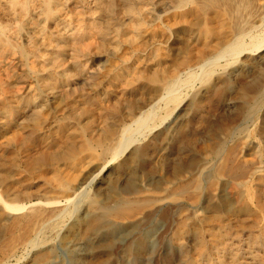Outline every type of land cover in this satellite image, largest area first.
Listing matches in <instances>:
<instances>
[{"label": "rangeland", "instance_id": "1", "mask_svg": "<svg viewBox=\"0 0 264 264\" xmlns=\"http://www.w3.org/2000/svg\"><path fill=\"white\" fill-rule=\"evenodd\" d=\"M62 1L72 35L90 9L87 0ZM176 1H144L139 36L131 25L122 40L112 34V44L97 33L82 41L83 49L72 43L60 50L54 44L46 50L58 58V82L47 79L52 89L41 83L46 73L42 60L29 55L35 47L31 33L40 26L21 20L8 28L14 49L0 61V102L8 99L18 110L4 113L0 107V264H32L43 250L50 254L48 264H137L130 248L137 234L153 247V253L141 251L143 264H154L163 234L174 228L156 213L160 207L182 205L179 218L190 226L182 246L195 250L192 236L204 220L228 211L220 197L239 203L240 190L251 210L248 222L264 227V210L256 197L264 178V0L241 6V18L250 27L239 40L240 52L223 57L214 52L235 40L229 16L211 23L219 9L203 12L196 0L181 6ZM43 3L31 0L28 14L23 12L26 19L43 26L48 19L41 16ZM8 5L0 0L4 10ZM220 7L225 11V5ZM4 24L0 16V33ZM48 26L50 33L37 37V49H43L48 37L55 39L53 25ZM207 26L213 33L200 39ZM186 58L196 59L183 68L179 63ZM34 61L37 69L32 68ZM150 72L160 74L161 85L143 78ZM174 76L176 82L166 84ZM25 97H30V106L23 103ZM241 99L250 104L239 108ZM34 109L37 122L31 116ZM108 129L114 132L108 140L113 151L100 145ZM87 140L93 149L84 147ZM70 143L78 150L76 165L69 160L35 163L48 149L63 151ZM235 147L238 163L230 170L247 171L245 185L237 188L234 170L212 185L215 176L207 174ZM128 158L129 166L120 168ZM198 181L202 187L197 189ZM66 184L77 188L69 196ZM173 193H180L179 198ZM96 195L109 206L119 199L127 203L113 211L129 218L92 210ZM35 214H40L38 230L28 221ZM106 243L110 250L103 253ZM172 249L169 245L164 252L173 254ZM259 255L264 257V248Z\"/></svg>", "mask_w": 264, "mask_h": 264}, {"label": "bare ground", "instance_id": "2", "mask_svg": "<svg viewBox=\"0 0 264 264\" xmlns=\"http://www.w3.org/2000/svg\"><path fill=\"white\" fill-rule=\"evenodd\" d=\"M85 1L86 0H84L83 2H85ZM144 1H146V0H87L85 4H88L89 9H90V10L88 9L89 11L86 12L87 16H88L87 20L84 19L79 24H77L74 31H73V34L69 35L67 32V31H70L69 26L67 24L68 20L65 16V13H64L65 10H63L61 7L62 5L66 4V2H63L62 0H46V2H45V0H44L43 5H46V8H44L41 11V16H44L45 20L47 19L46 17H48V19L46 21L43 20V26H41V21H39V20L35 21L33 18H27L26 19V13L28 14L27 6L31 2V0H19V1L7 0V2L10 4V5H8L10 8L6 7L7 10L6 9L4 10L2 7H0V8H2V9H0L1 19H3V21H5L7 23V25L4 24V26L1 27L2 32L0 33V61L3 58H5V55L8 52H10L14 49V46L12 47L10 45L9 38L7 37V33L9 31L8 28L11 26V24L20 23L21 20H23V21L25 20L26 24H30L31 22H33L34 25L40 26L38 32H37V30L33 29L34 31H33V33H31L32 34L31 40H33V42H34L33 44L35 45L34 50L32 48L29 49V50H33L30 52V54L28 53L29 50H27V49H24L23 51L27 52L33 58L36 56L37 59L42 60V62L44 63L43 68L45 69L46 73L44 75L42 74L44 77L43 76H42V78L40 77L41 83L45 84L46 87H49L50 89H52V86H54V85L52 83L49 84L47 82V79L52 81V82L53 81L55 82L58 80L59 74H56V71H57L56 66H58V58L54 57L55 54H48L46 52L47 49H51V47L55 44L57 46L59 45V49L62 50V48L65 45H69V44L71 45L72 43H73L72 45H74V46L78 45L77 49H79V48L83 49L85 45L83 44L82 41L94 33H97V35L99 34L104 41L109 42V43H111L113 40H115L113 38L112 34H114L117 38L122 40V38L128 37V34H127L128 32H127L126 28L130 27L131 25L134 26V32H135L136 36H139L141 34V31H142L141 28L145 24L144 23L145 21L143 19V14L141 13V11L143 9L142 6L145 4ZM190 1H192V0H177L176 2H177V4L179 3L181 6V5H186ZM196 1H197V3H199V5H201L199 7L202 9L203 12L207 11L209 9H217V10L219 9V11H216L217 14H216L215 18H213L211 20V23H213L214 20L218 21V19L224 20V18L227 16H229V18H230V20H229L230 25L229 26H231V29H233V31H230V32H232L234 34L233 38H235V40H234V42H229L227 44H224L223 47H219L218 51L215 48L216 51L214 52V54L217 53V56L223 57V56L231 54V53L232 54L239 53L240 49L242 48L241 45H239V40L243 36H245V34L247 32L246 28L250 27L248 25L246 27V24L242 20L243 17L241 18V15L244 12V11H241L242 10L241 6L244 7V5H246V2H248V1L247 0H196ZM36 3H37V1H36ZM146 3H148V1ZM43 5L42 6L40 5L41 8H43ZM221 5L226 6L225 11H224V9H222L220 11ZM37 6L38 5L36 4V7ZM40 6L38 7L39 9H41ZM196 7H197V5H196ZM37 10L33 9L31 12H35ZM23 12H26V13H23ZM187 20H188V18H187ZM48 22H50L54 27L53 35H54L55 39L52 42V38L48 37L46 39V41L42 45H40V47H42L43 49H40V48L37 49V47L39 46L38 44H40L39 39H37L39 34H42L44 36V34L50 33V32H48V27H49ZM21 25H23V23H21ZM188 32H191V31L188 30ZM204 32L205 33H202V35H204V36H201L200 39H203L206 36H208L210 33H213V29H212V27H208V29L205 30ZM17 34H19V33H17ZM183 34H184V32H183ZM13 38H15V37H13ZM228 38H232V37H227L226 39H228ZM193 39H194V37H193ZM198 39L199 38H197V41H198ZM202 41L200 40V43ZM190 43H191V41H190ZM15 47H16V45H15ZM35 49H37V50H35ZM195 52H197V51H195ZM156 53H157V51H156ZM22 55H24V54H22ZM25 56H27L26 53H25ZM194 59H196V58H194ZM193 60H192V58H186L182 62H180L179 65H181L183 68H185V67L189 66L190 62H192ZM55 62H57V63H55ZM35 63H36V61H34V63H33V67H32L33 69H37L36 68L37 66L35 67ZM127 71L132 72L131 69H127ZM35 73H36V71H35ZM37 78H38V76H37ZM61 78L62 77H60V79ZM143 78L146 79L148 83H151V85L156 84V83L159 84V82L162 81V80H160V74H158L157 72H155V73L150 72V74H148L147 76H144ZM169 80H168L169 83L165 82L169 86L173 85L176 82L175 76ZM161 84H159V85H161ZM173 90H174V88H173ZM164 91H166V90H164ZM30 97H25V100H23V103L24 104L29 103L28 106H30L32 104V102H31L32 97H31V99H30ZM12 98L14 99V97H12ZM85 102H87V101H85ZM13 103L14 102L11 103V101L9 102L8 99H4L3 102H0V107H2V110L4 111V113H12L13 114L16 110H18L17 109L18 107L16 108V106ZM249 104L250 103H248L247 101H243L241 99L239 101L238 107L242 108V106L249 105ZM31 116H33L34 121L37 122L39 114L36 113L35 109L32 111ZM83 133H85V132H83ZM113 136H114L113 129H108L105 133V138L100 139V145H103L105 147V149H107L109 151H113L115 146L109 144L110 141L108 142V140H111V138ZM128 139H130L128 136L124 138V140H128ZM70 145H71V143L69 145H67L66 146L67 149L63 150V151H58V150L54 151V150H51V148L48 149L41 157H38L35 160L36 161L35 163L42 165V166H47V165H51L53 162H60V161L67 162L69 160L72 162L73 165H76L77 163H75V162L77 160L79 162L78 150H77V147H73ZM84 147L86 149H90V150L93 149V147H94L93 142H91V140H87V142L84 143ZM237 147L233 148L232 149L233 151L232 150L228 151L224 162L221 163V165L219 167H217V169L215 168L214 172H209L207 174L208 176H210V175L215 176V179L213 180L212 185H214L216 183L217 179L231 177L230 174L232 173V175H233V173H234L232 170H234L236 173V174L234 173L235 178H233V179H235V181H236L237 188L240 189L245 185L244 178L246 179V177H245L244 173H248V172L247 171L242 172L243 170H241V168L230 170L232 168L230 165H234V164L238 163V161L236 159V157H237V155H236L237 149L236 148ZM131 158H132V156H131ZM129 160H130V158H128L124 163L120 164V168L124 169L125 167H128L129 166ZM240 167H241V165H240ZM120 176L121 175L117 176L112 181V183H114L118 178H120ZM262 183L263 184L261 186V189L256 192V194H257L256 197L259 199L260 208H262L264 210V178H262ZM200 187H202V186H201L200 182L198 181L195 184V188L198 189ZM215 187H214V189H215ZM63 188H64V192L66 193L67 196H69L68 193L71 195V193L77 189V188H75L74 185H70V184L63 187ZM201 190H203V189H201ZM199 192H201V191H199ZM180 193H178V194L173 193V195L175 194V196L177 198H179L178 195ZM189 198H191V197H189ZM119 200L114 201L113 202L114 205L109 206L108 204L103 203L100 200V198L96 195L91 200L90 207L92 210H99L100 209L105 213V215H107V216L111 215L112 218L122 219V220L128 219L129 216L125 215L123 213V211H122V213H123L122 215H120L118 213L119 211H121L119 209H116V210H118V212L116 210L113 211L114 210L113 208H118V207L122 206L123 204H125L124 202H122L121 200L119 201ZM238 201H240V202L237 203L232 198H229L228 195L220 197V202H219L220 205L223 208H226V210H228V211L227 212H219L220 214L212 215L207 220H204V222L202 223L203 228L200 231L198 230L199 232L194 233L192 236L193 239L196 241V246H197L196 249L195 250H189L188 249L187 251L185 249H183L182 242L184 239H186L185 236L187 234L189 235L190 226L186 222H184L182 219L179 218V216H180L179 214L182 211V205L179 204V205L174 206V207L163 205L162 207H160L156 211V213L160 217L165 219V221L168 224L174 225V228H169L170 231L168 230L163 234V236L160 240V245H161L160 248L161 249L160 250L158 249L155 252L156 257H155V263L154 264H264V257L263 256L260 257V255H259V248H264V227L259 229L257 223H249L248 222L247 216L251 213V210L249 209L248 205L245 202V195H244V192L242 190H240V192L238 193ZM149 202L152 203L151 200H149ZM13 210H14V208H13ZM114 212H115V215L113 216ZM39 215L40 214H35V215H32L28 218V221L31 222L30 227H32V229L34 228L35 230H38L39 223L41 222ZM76 226H77V224L74 225V227H76ZM21 228H22V226H21ZM172 229H174V231ZM204 229L206 231V234L208 233L210 236L209 240L205 239V235H204L205 232L203 231ZM25 233H26V231H25ZM66 239H69V238L65 237V240ZM169 245H171L173 248L172 249L173 254H169L168 252H164V251L168 250ZM249 246H251V247L249 248ZM130 248L133 251V253L135 254V260H136L137 264H143L142 255L140 256V253L142 250L145 252L153 253V247L151 245H149L138 234H137L136 239L134 240L132 247H130ZM182 249H183V251H181ZM109 250H110V244L106 243V246L105 245L103 246V253H108ZM180 251L182 252L181 254H180ZM49 258H50L49 252L46 250H43L37 254V256H36V258L32 264H48Z\"/></svg>", "mask_w": 264, "mask_h": 264}]
</instances>
